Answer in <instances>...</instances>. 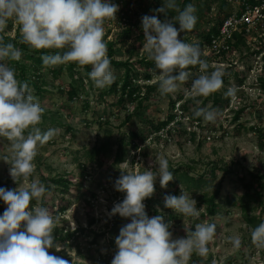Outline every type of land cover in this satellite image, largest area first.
<instances>
[{
	"label": "rangeland",
	"instance_id": "374dc122",
	"mask_svg": "<svg viewBox=\"0 0 264 264\" xmlns=\"http://www.w3.org/2000/svg\"><path fill=\"white\" fill-rule=\"evenodd\" d=\"M110 2L118 5V11L115 19L105 20L103 26L106 41L115 42V47L120 50V55L116 56L115 60L125 61L131 58V61H136L145 54L142 51L144 33L141 19L145 15L142 16L140 11L150 6V1L142 0L140 7L134 6L135 9L131 8L129 11L131 21L137 19L141 22V26L140 30L132 28V33L125 42H120L122 32L128 27L125 21L120 19V12L125 7L120 1L110 0ZM218 3V0L193 1L192 5L196 10L201 9L202 16L197 19L192 30H186L179 38L187 39L188 44H196L200 40V33L214 26L223 18V14L230 13L232 16L239 9L238 0L229 1L223 12L220 11ZM3 34L14 38L19 34L18 26L9 21ZM139 34L143 35L141 40ZM245 39L249 50L242 48L227 53L224 57L212 56L202 51L204 56L210 57L209 72L217 68L221 71L226 70L227 83L222 85L219 91L225 95V89H235L228 109L218 108L215 121L203 120L201 129L197 122L189 119L188 113L198 108L213 109L211 102L201 105L205 97L195 99L190 110L181 117V127L175 128L169 125L163 131L149 135L143 144L137 140L130 143L129 133H145L146 127L140 122L142 119L156 124L165 121L169 114L181 116L179 103L175 105L174 110H171L169 102L179 93H184L188 97L185 90L190 89V82L201 74L200 71L189 72L188 80L180 84L179 90L174 94L161 95L159 90L153 92L143 103L145 108L137 109V112L142 113L143 116L133 117L123 125L122 122L131 114L135 105H128L124 111L116 106V95L100 100L97 91L89 87L85 80L84 86H79L76 75L75 80L69 77L67 69L63 67L66 63L54 66L56 70L54 73L50 67L41 66L39 71L41 95H37L36 90L30 87L32 94L44 109L38 127L42 131L55 128L58 130L57 135L38 147L37 155L33 160L34 171L28 181L18 180V182L12 179L9 174L10 165L2 159L8 155L9 142L5 138H0V187L14 190L20 184L26 186L33 180H39L44 184L42 179L48 180L58 176L69 180L70 185L64 194L60 193L62 187L51 186L39 204L47 207L54 216H61V223L54 229L53 236L55 230L72 233L81 228L84 231L75 233L74 238L67 243L55 238V243L61 246V251L57 252L54 248L49 252L51 255H65L69 264L106 263L108 257L113 256L109 239L117 234L116 229L112 230L113 215L109 216V213L116 203L123 201L115 190V181L122 171L155 170L158 158L163 157L168 160L169 167L181 168L191 176H204L209 184L208 187L197 186L189 190L182 185L177 187L176 196L182 191L186 192L196 201L199 212L197 217H184L164 206V197L171 195L175 188H161L157 177L154 187L159 193L152 203V209L145 206L148 217L163 215L165 222L170 224L172 239L185 237V227L188 225H191L190 230L194 231L197 223H215L216 235L208 244V254L202 257L205 264H264V249H258L249 237L252 227L244 222L238 207H231L225 203L227 197L239 200L245 192L243 183L237 178L244 177L247 182L250 180V172H255L264 166V142L260 143L259 136L251 130L252 127L261 128L264 134V90L257 83V78L261 74V56L264 55V20L260 19L252 25L250 34L246 35ZM258 51L259 55L253 54ZM132 52L137 53V56ZM20 60L27 66H33L32 61H27L23 57ZM0 63L6 64V60ZM111 68L117 80L122 75V71L112 66ZM75 70L82 73V68ZM137 72L140 76L137 84L139 86L148 84L140 79L143 69H138ZM29 74V76L33 75L31 72ZM157 74L158 70L152 73L153 79L149 84L156 82ZM73 83L80 98L72 103L66 99L64 90ZM83 102H88V108H85ZM240 109H243V112L240 113L239 120L233 122V114ZM207 125L209 127H204ZM238 125L241 128H238ZM211 128L215 131H211ZM191 132L195 134L193 141ZM106 139L111 143L108 153L100 155L93 161L88 160L86 153ZM119 144L121 150L125 152V159L123 163L113 167V157L118 151ZM212 162L227 164L230 167L229 171H219L215 179L209 181L206 173ZM81 166L84 168L82 169ZM216 190L219 191L215 199L218 208L215 215L208 216L200 199L204 194L209 196ZM36 205L37 201L30 202V209ZM6 207L4 202L0 204V215ZM60 207H66L63 213L58 212ZM250 207L252 208L250 214L264 222V199L255 205L251 204ZM153 210H156L157 214L153 215ZM122 219L125 221L130 218ZM91 221L93 223L89 225ZM20 230H23V224ZM228 236L241 238L242 242L238 249H234L227 242ZM197 256L199 255L192 253L189 260Z\"/></svg>",
	"mask_w": 264,
	"mask_h": 264
},
{
	"label": "clouds",
	"instance_id": "9594fccd",
	"mask_svg": "<svg viewBox=\"0 0 264 264\" xmlns=\"http://www.w3.org/2000/svg\"><path fill=\"white\" fill-rule=\"evenodd\" d=\"M117 11L118 5L110 0H0V61H17L21 57L20 49L13 43H5L2 35L11 21L18 26L20 43L34 50H57L41 56L44 66L67 62H76L81 67L90 65L89 79L94 87L103 89L115 81L103 25L106 19H115ZM155 11L164 13L166 19L161 21L156 15L141 18L142 51L158 70L156 82L160 94L177 92L179 85L189 78L190 73L185 69L196 65L201 74L185 94L195 99L219 90L223 72L219 68L209 72V63L201 58L199 45L179 38L183 31L192 30L196 24L194 5L188 4L181 10L177 0H163V6ZM168 11H175L177 15L168 19ZM63 49L67 51H59ZM226 94L234 95L235 89L230 88ZM43 112L28 83L16 78L14 68L0 63V138L9 142L8 155L2 159L10 165L9 174L15 182L28 181L34 171L38 147L57 135L55 128L42 131L38 127ZM194 115L214 122L218 113L198 108ZM156 165L155 170L122 171L115 181V190L125 196L114 205L109 216L119 214L131 218V222L115 238L117 252L111 264H188L192 253L205 257L209 252L208 244L216 235L215 223H197L194 231L188 225L185 237L172 239L170 224L163 215L149 218L146 214L143 201L155 192L157 177L161 188L174 179L166 158H158ZM46 191L39 180L26 186L20 184L14 190L0 187V200L7 205L0 215V264H69L48 251L53 247L61 251L53 236L61 216H54L39 204ZM34 200L37 205L30 209V202ZM164 206L184 217L199 215L196 201L183 191L179 196L166 195ZM22 224L23 230H20ZM226 239L234 249L242 242L239 236ZM251 241L258 249H264V222L251 229Z\"/></svg>",
	"mask_w": 264,
	"mask_h": 264
},
{
	"label": "trees",
	"instance_id": "16d2710c",
	"mask_svg": "<svg viewBox=\"0 0 264 264\" xmlns=\"http://www.w3.org/2000/svg\"><path fill=\"white\" fill-rule=\"evenodd\" d=\"M118 2L120 1L123 7H125L122 12H120V19L124 20L125 23L128 25L127 28L124 29L122 32V39L120 42H125L126 40L129 39L131 33H132V28H136L140 30L141 22H139L137 19H134L131 21L130 15L128 14L129 11L132 9H135V7H140L142 0H117ZM150 1V6L147 8H142L140 11L141 15H156L158 19L161 21L165 20V14L156 12L155 10L163 6V0H149ZM200 2V0H177V4L179 5V8L182 10L186 5L192 4V2ZM214 1V0H213ZM228 1V2H227ZM229 1L233 0H218V5L220 11H224L226 8V5L229 3ZM239 2V9L238 11L234 14L237 16H240L242 13H244L246 10L254 9L255 7H258L261 5L262 1L261 0H238ZM138 12V11H137ZM136 13V12H135ZM177 15L175 11H168L167 12V18H173ZM195 15L197 19L199 20L202 16V11L200 8H198L195 12ZM263 18L264 20V10L262 11ZM230 13H225L223 14V18L221 20H218L214 26L208 28L205 32L200 33L199 37L200 40L199 42L196 43V45H199L201 51L204 49L208 48L212 41L217 39L219 37V28L222 25L223 21L230 17ZM125 24V25H126ZM177 28L179 25H175ZM185 31H183L181 34H184ZM4 36V34H2ZM246 33H245V27L242 28L241 32H234L231 36L230 39H228L225 43V45L228 47L226 51H223L219 54V56H225L227 53L233 52V51H238L241 50L242 48H245L246 50H249V48L246 45ZM143 38V35L139 34V40ZM5 43H13L18 49L21 51V57L23 59H26L27 61H32L33 66H27L25 63L21 62V60H6V65L14 68L15 73H16V78L22 82L26 81L29 85V87H32L33 89L36 90L37 95H41L42 93V88L40 86V77H39V71L41 66H43L41 56L42 55H51L54 54L55 51L53 49H42V50H34L30 49L28 45L20 43V35L17 34L14 38H9L4 36ZM182 40L185 43H188V40L185 38H182ZM104 41L107 45V56L111 61V66L114 67L117 70L122 71V75L115 80L110 86H106L103 89H98L93 86L92 81L88 77V73L91 71V66H79L76 62H67L63 67L67 69L68 75L71 79H74L76 75V80L78 81L79 86H84L83 82L84 80L87 82L86 84L89 87H93L95 91L98 93V97L100 100L103 101L107 96L110 95H116L117 101H116V106H118L120 109H123L125 111V108L128 105H135L133 107V111L125 120L122 122L123 125H125L126 122L130 121L131 118L136 117H142V113H138L137 109H143L145 106H143V103L148 100L149 96L158 90V84L157 82H154L152 84H149L153 77L152 73L156 72L157 70L155 69L154 63L150 61L147 58V55L144 54L141 56L139 59L136 61H131L130 59H127L125 61H118L115 60L116 56L120 55V50L116 48V43L115 42H109L106 41V37L104 36ZM264 46V45H263ZM61 52L67 51V49L59 50ZM133 53V52H132ZM258 52H253L254 55H259ZM135 54V52L133 53ZM137 56V53L135 54ZM212 56H216L213 54H210ZM202 59H205L208 63L210 61L209 56H204L202 54ZM261 74L257 78V83L260 85V87L264 90V55L261 56ZM82 68V73L79 71H76L75 69H80ZM138 69H143V74L141 75V80L143 82H147L148 84H143L139 86L137 84V81H139V74H138ZM249 69V68H248ZM50 70L54 73L56 72L55 67L52 66L50 67ZM188 72H193L197 73L199 70V66H188L187 69H185ZM209 71V69H208ZM29 72H31L33 75L29 76ZM223 85L227 83V78L228 76L225 75L226 70H223ZM192 79V76H191ZM196 79L193 78L192 81ZM75 80V79H74ZM192 81L190 82L192 84ZM42 84V83H41ZM228 92L227 89H225V95L221 93L219 90L213 92L212 94L208 95L207 97L204 98V100L201 102V105H205L207 102H211V107L213 110L218 112V108L220 110H226L229 107L230 101L233 97V95H227L226 93ZM64 93L66 95V99L70 102H75L80 98V95L77 92V87L74 86L73 84H69L68 87L64 90ZM195 99H201V97H197ZM193 98L186 97L184 93H179L177 94L176 98L174 100H170L169 105L170 109L174 110L175 105L179 103V108H180V115L181 116H176L175 114H169L166 117L165 121L158 122L156 124L152 123L151 121H147L142 119L140 122L144 124L145 128V133L143 132H130L129 133V139L130 143H132L134 140L138 141L139 143L143 144L149 135L151 134H156L159 133L160 131H163L166 127L169 125L175 126V128L181 127V117H184V115L190 110V108L194 104ZM105 101V100H104ZM85 105V108H88V102H83ZM194 111H191L188 113L189 119L192 121L197 122V125L202 129L203 127L201 126L203 123V118L202 117H195ZM243 112V109H240L236 111L233 114L232 121L237 122L240 117V113ZM204 127H209V125L204 126ZM238 128H241L240 125H238ZM170 129V128H169ZM252 131H255V133L259 136V142L263 143L264 142V134H262L261 128H256L252 127ZM211 131H215L213 128H211ZM192 136V141L194 139L195 134L193 132L190 133ZM263 145V144H261ZM111 148V143L109 142L108 139L103 140L100 142L99 145L94 146L89 152L86 153V158L88 160L93 161L95 158L99 157L100 155H106L108 151ZM118 151L116 152L115 156L113 157L112 161V166L116 167L120 165L121 163L124 162L125 159V152L121 150L120 144L117 146ZM231 165V164H230ZM83 169L84 166H81ZM229 166L227 164H223V162L220 164L212 162L210 164V167L208 169V172L206 173V177L209 178V181H212L215 179L217 173L219 171H229ZM169 170L173 172V177H174V182H169L167 184V187H172L175 188V191L171 194L173 196H176L177 192V187L179 185L184 186L187 190L191 188H196L197 186L199 187H208L209 182L204 179V176H191L187 171L182 170L181 168H172L169 167ZM235 172V171H234ZM250 180L246 182L244 177L237 178L239 181L243 183V188L245 189V192L243 196L239 200H235L231 197L226 198V205L231 206V207H238L243 215V220L244 222L252 227L255 228L259 223H261V220L257 218V216H254L250 214L252 211V208L250 207L251 204H257L259 203L262 199H264V166H261V168L255 172H250L249 173ZM47 190L50 189L51 186L59 188L62 187V190H60V193L64 194L69 187V180H67L64 177L58 176L56 178L52 179H42ZM7 189V188H5ZM118 195L124 199L125 193L117 191ZM158 190L155 188V192L150 198H146L143 203L148 209H152V203L158 194ZM219 191L216 190L214 191L211 195L204 194L201 197V202L205 206V213L208 216H213L216 213V210L218 208L217 203H215V199L218 196ZM165 195V194H164ZM93 196V195H92ZM3 201L0 200V204H2ZM66 207H60L58 212L63 213L65 211ZM149 213V212H147ZM153 215L157 214L156 210H153ZM171 217V216H169ZM119 216V214L113 215L112 219V230L116 229L117 234L115 235L114 238L109 239V245L113 249V256L108 257L106 263H99V264H111V260L114 258L115 253L117 252V247L115 245V238L119 235L120 229L125 226L126 224L131 222V218L129 220H123ZM124 221V222H123ZM93 221L89 222V225H91ZM83 229H78L72 233L65 232L63 233L62 231L55 230V236H54V243H55V238H58L60 241L63 243H67L69 240H72L74 238L75 233H80L83 232ZM250 240H251V234H250ZM53 248H50L48 251H53ZM59 256V255H58ZM59 257H62L63 259L67 260L65 255H61ZM198 263H203V258L201 256H197L194 259L189 260V264H198Z\"/></svg>",
	"mask_w": 264,
	"mask_h": 264
},
{
	"label": "built area",
	"instance_id": "2783aa9c",
	"mask_svg": "<svg viewBox=\"0 0 264 264\" xmlns=\"http://www.w3.org/2000/svg\"><path fill=\"white\" fill-rule=\"evenodd\" d=\"M260 6L254 9L246 10L240 16L232 15L225 19L219 28V37L212 41L211 45L203 51L208 54L219 56L228 47L225 45L226 41L231 38L234 32H241L245 27L246 35L250 34V28L263 18L262 11L264 10V0H261ZM202 52V51H201Z\"/></svg>",
	"mask_w": 264,
	"mask_h": 264
}]
</instances>
